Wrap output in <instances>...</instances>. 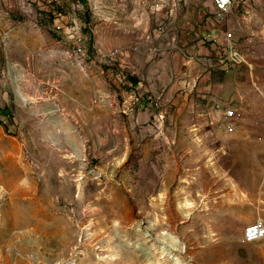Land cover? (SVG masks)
Instances as JSON below:
<instances>
[{"label":"rangeland","instance_id":"rangeland-1","mask_svg":"<svg viewBox=\"0 0 264 264\" xmlns=\"http://www.w3.org/2000/svg\"><path fill=\"white\" fill-rule=\"evenodd\" d=\"M92 1L0 0V264H264V40L167 94L145 0Z\"/></svg>","mask_w":264,"mask_h":264},{"label":"crops","instance_id":"crops-1","mask_svg":"<svg viewBox=\"0 0 264 264\" xmlns=\"http://www.w3.org/2000/svg\"><path fill=\"white\" fill-rule=\"evenodd\" d=\"M126 1L122 0L124 3ZM169 1H172V3H167L159 14L161 18L162 16L166 18L165 25H163V22L161 23L165 28L167 27V30H171L170 34H162L157 29L159 27L158 22L151 23L154 21L155 9L153 3L155 0H145L142 5L138 4L141 7L138 13H136L137 10L132 11L133 14L138 16V26L143 28V34L146 36V39L141 41L142 44L152 46V49H149L152 52L155 44L158 48L165 49L166 56L163 59L156 58L157 60H154L156 65L152 69L167 72L164 71L160 77V86L165 87L167 94L172 93V91L179 94L177 90L183 86L181 78L185 72H189L192 83L198 88H196V95L192 93L191 97L211 100L210 96L212 95L208 92L210 83L213 84V71L218 68L223 74L224 71L230 70L229 68L232 66L221 60L224 54L229 53V49L235 45L243 54L244 60L249 64H253L251 63L252 57L259 55L257 47L261 45V40H264L261 38V34H264V0L245 1L246 5L243 6V9L234 8L224 22L216 20L213 0ZM235 10L236 12H234ZM165 11L171 15L169 20L165 15ZM152 25L155 27L152 28ZM156 38L157 40H155ZM149 54L150 52H147V55ZM188 56H191V58L189 59ZM200 57L212 59L214 63L210 65V69L209 67L204 68L201 61L198 62ZM188 60L191 62L188 64L190 67L185 66ZM171 72L172 76H169ZM175 76H177L176 79ZM200 82H204V85L199 86ZM194 103L197 104L198 102ZM203 105L204 101L200 103V107Z\"/></svg>","mask_w":264,"mask_h":264},{"label":"built area","instance_id":"built-area-1","mask_svg":"<svg viewBox=\"0 0 264 264\" xmlns=\"http://www.w3.org/2000/svg\"><path fill=\"white\" fill-rule=\"evenodd\" d=\"M98 1V0H97ZM97 1L94 0L92 1V6L89 7L90 9H96L98 7ZM214 1V6H215V18L218 22H224L225 20L228 19V16L226 17L230 6L232 4V0H213ZM33 2H35V0H20V4H22V8H24L27 12L30 11V7H32ZM161 0L157 1L155 0V2L153 3V7L155 9V13L154 15L155 17V21L158 22L159 27L157 28L161 33L166 32L165 27L162 25L161 23V17L159 12L162 9L161 6ZM38 26V25H37ZM41 28V26H40ZM233 58L235 61H239L238 60V53L235 50L233 52ZM233 113L229 110H227L224 114H223V121L224 123H226V125H228V128L232 130L233 128V124L230 123L231 118H232ZM262 239H264V229L263 226L261 224H257V225H252L250 226L247 231H246V240L249 242H254V241H261Z\"/></svg>","mask_w":264,"mask_h":264},{"label":"bare ground","instance_id":"bare-ground-1","mask_svg":"<svg viewBox=\"0 0 264 264\" xmlns=\"http://www.w3.org/2000/svg\"><path fill=\"white\" fill-rule=\"evenodd\" d=\"M236 190H238V189H236ZM233 191V190H232ZM231 193V192H230ZM238 193V192H237ZM242 194V193H241ZM230 195V194H229ZM233 195V194H232ZM235 195V194H234ZM231 196V195H230ZM240 197V196H239ZM242 197V196H241ZM241 197H240V199H241ZM246 197V196H245ZM245 197H244V199H245ZM225 199H227V198H225ZM235 199V198H234ZM239 200V199H238ZM242 200V199H241ZM230 201V200H229ZM235 201H237V200H235ZM188 202V201H187ZM225 202H227V200L225 201ZM238 202V201H237ZM219 203V202H218ZM232 203H233V201H232ZM225 204V203H224ZM234 205H230L231 207H229L230 209L229 210H231V212H232V210L233 209H235V203H233ZM226 205V204H225ZM224 205V206H225ZM239 205V204H238ZM243 205V204H242ZM229 206V205H228ZM244 206V205H243ZM242 206V207H243ZM247 206V205H246ZM184 207H188V204H185V206ZM228 208V207H227ZM246 209V208H245ZM240 210V209H239ZM186 211H188V212H190L189 211V208H186ZM214 211V210H213ZM212 212V211H211ZM191 213H192V211H191ZM263 226V225H262ZM152 247H154L153 245H152ZM177 249V248H176ZM179 249V248H178ZM157 250H158V248H157ZM159 252H160V256H161V260L159 261V263L160 264H183V262L180 260V258H178V257H172V256H170V255H168L167 256V254H168V251H166L164 248H159ZM191 253V252H190ZM147 257H148V255H147ZM146 259V258H145ZM69 261V260H68ZM67 264H77V262H76V259H74V260H70ZM146 264V263H145Z\"/></svg>","mask_w":264,"mask_h":264}]
</instances>
